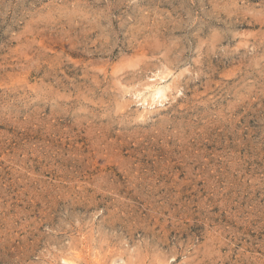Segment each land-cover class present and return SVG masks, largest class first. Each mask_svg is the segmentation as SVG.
Returning a JSON list of instances; mask_svg holds the SVG:
<instances>
[{
    "label": "rangeland",
    "instance_id": "374dc122",
    "mask_svg": "<svg viewBox=\"0 0 264 264\" xmlns=\"http://www.w3.org/2000/svg\"><path fill=\"white\" fill-rule=\"evenodd\" d=\"M67 260L264 264V0H0V264Z\"/></svg>",
    "mask_w": 264,
    "mask_h": 264
},
{
    "label": "bare ground",
    "instance_id": "6f19581e",
    "mask_svg": "<svg viewBox=\"0 0 264 264\" xmlns=\"http://www.w3.org/2000/svg\"><path fill=\"white\" fill-rule=\"evenodd\" d=\"M156 82H157V81H156ZM158 86H159V85H158ZM171 86H172V85H171ZM164 90H165V89H164ZM141 91H142V90H141ZM153 92H154V91H153ZM164 93H165V91H163L161 88L158 87V88L156 89L155 93L153 94L154 101L157 99V97H158V98H161V97L165 96L166 94L164 95ZM155 102H157V101H155ZM69 258H70V257H69ZM71 258H72V257H71ZM77 259H78V258H77ZM78 260H79V259H78ZM71 261H72V260H71ZM66 263H67V264H74V263H72V262H70V261H68V260L66 261ZM75 264H76V263H75Z\"/></svg>",
    "mask_w": 264,
    "mask_h": 264
}]
</instances>
